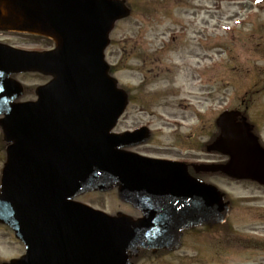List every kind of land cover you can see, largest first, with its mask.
<instances>
[{"label":"water","instance_id":"95a60500","mask_svg":"<svg viewBox=\"0 0 264 264\" xmlns=\"http://www.w3.org/2000/svg\"><path fill=\"white\" fill-rule=\"evenodd\" d=\"M129 15L120 0H0V30L57 46L39 53L0 44V127L8 143L0 222L26 245L9 264H132L139 247L178 249L182 230L226 220L230 206L217 187L185 165L136 160L119 150L131 145L130 135L111 134L128 96L104 52L115 23ZM24 72L53 77L36 89V102H18L24 88L12 75ZM235 117H219L220 136L209 146L229 161L198 169L264 184V148ZM115 186L142 218L111 217L73 200Z\"/></svg>","mask_w":264,"mask_h":264},{"label":"rangeland","instance_id":"374dc122","mask_svg":"<svg viewBox=\"0 0 264 264\" xmlns=\"http://www.w3.org/2000/svg\"><path fill=\"white\" fill-rule=\"evenodd\" d=\"M126 1L132 15L116 24L106 60L119 85L133 89L143 78L134 70L141 68L138 58L149 59L144 74L153 75L145 87L150 101L145 122L151 120L158 128L160 116L170 123H176L172 117H188L181 127L183 131L196 129L192 142L197 144L199 157L224 162L227 158L220 154H203L202 145L218 133L216 120L223 111L238 110L239 118L252 124L264 146V0ZM0 41L19 48L50 45L40 37L10 32L0 34ZM17 80L27 87L30 96L24 100H28L34 98V88L49 78L23 74ZM134 110L136 106L129 105L120 124L123 130L131 126L128 114ZM172 125H166L163 142H169ZM3 146L0 128V180L6 161ZM210 182L231 202L226 223L200 230L171 257L141 258L139 264H264V186L222 174ZM90 193L79 200L110 212L131 213L113 192ZM24 253L22 242L0 223V263Z\"/></svg>","mask_w":264,"mask_h":264},{"label":"flooded vegetation","instance_id":"af4514ba","mask_svg":"<svg viewBox=\"0 0 264 264\" xmlns=\"http://www.w3.org/2000/svg\"><path fill=\"white\" fill-rule=\"evenodd\" d=\"M6 33V32H0V34ZM16 34V33H14ZM50 45L45 47L44 49H37V50H52L54 48V42L46 39ZM16 46V45H12ZM139 61H141V68L134 69L135 71H139L143 74L142 81L140 84L133 89H128L129 94V105H134L138 110H134L132 112H129L128 118L130 119L131 126H129L126 129L121 128V121L117 124L115 127L114 132L120 134L124 132H140L143 131L144 133L139 137L137 141H132L131 146L128 147H122V150L126 151L127 153H131L133 155L138 156L140 159H152V160H162V161H171V162H178V163H185L187 165L189 173L194 176L195 178H199L204 182H210V178L215 176L216 174L211 172H205V171H199V164L203 163H214L213 160L209 159H201L199 156V151L197 149V144H194L193 136L196 131V129H190L188 128L186 131H183L182 124L176 123L175 127L172 125L174 123L167 122L166 120L169 119L167 117H159V122L161 121V124L158 128H154L152 126L153 122L148 121L145 122V118L147 115H149V111H147L148 104H150V101H148V94L145 93V87L148 85L146 82H149V76L153 75L152 72L148 71L147 75L144 74L146 66L149 64V59L146 58H138ZM152 63V62H151ZM155 64V62H154ZM129 105L127 108L126 113L129 111ZM155 117V116H152ZM157 117V116H156ZM172 121H187L189 120L188 117H172ZM171 121V120H170ZM156 122V121H155ZM172 125L169 133V142L166 143L163 142L162 138H164L165 135H167L166 131V125ZM179 124V125H178ZM147 136V138H146ZM146 138V139H145ZM201 152L203 154H206L207 156L214 155V153L210 152L208 150V145L203 144ZM111 192L115 194V199L118 200V188L113 189ZM91 194V193H89ZM99 194V193H98ZM126 206H128L131 209V213H128L129 216H131L134 219H139L143 216V213L136 208L135 206L120 201ZM92 205V204H89ZM93 207H95L93 205ZM100 208V207H96ZM102 209V208H100ZM105 210V209H102ZM107 211V210H105ZM111 215L117 214L119 211H107ZM127 214V213H126ZM215 226L210 225H201V226H194L190 227L188 229H184L181 231V237H180V247L178 249H158L156 251H153L151 249H143L139 250L137 255L132 257V264H139V260L141 258H151L156 260L166 259L167 257H171L177 252H180L183 250L186 246L187 239L191 237L192 235L198 233L200 230L205 231L208 228H214ZM201 228V229H200Z\"/></svg>","mask_w":264,"mask_h":264}]
</instances>
